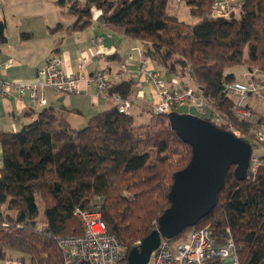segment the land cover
Listing matches in <instances>:
<instances>
[{
  "label": "trees",
  "instance_id": "16d2710c",
  "mask_svg": "<svg viewBox=\"0 0 264 264\" xmlns=\"http://www.w3.org/2000/svg\"><path fill=\"white\" fill-rule=\"evenodd\" d=\"M170 1L54 0L75 18L72 31L90 26L93 9L98 11L103 25L139 42L156 71L187 81L209 110L198 117L238 130L251 150H264L254 139L259 127L234 117V97L227 91L239 81L234 66L246 67L248 81L264 86V0H243L227 17L215 18H206L214 0H181L195 24L170 13ZM124 86L110 81L105 94L127 99ZM45 105L18 131H0V264H62L55 241L82 234L76 208L99 213L127 256L169 207L173 175L189 162L190 147L172 130L168 114L148 111L149 120L136 125L133 113H119L113 101L76 129L63 111ZM234 168L227 169L214 208L196 227H208L213 245L231 237L240 264H264V165L242 178ZM189 229L170 240H183Z\"/></svg>",
  "mask_w": 264,
  "mask_h": 264
},
{
  "label": "built area",
  "instance_id": "2783aa9c",
  "mask_svg": "<svg viewBox=\"0 0 264 264\" xmlns=\"http://www.w3.org/2000/svg\"><path fill=\"white\" fill-rule=\"evenodd\" d=\"M181 0H175L179 3ZM243 2V0H214L206 18L227 17ZM2 3L0 1V7ZM103 36H96L91 42L100 45ZM86 61H79L72 73L63 69V60L59 56H51L36 70L31 81H4L0 79V95L3 97L23 98L28 96L31 102L38 106L46 104V91L51 90L56 94H79L82 83L86 87L93 85L97 95L107 92L110 85L109 74L105 70H97L92 76L86 77ZM137 72L145 81L151 82L158 92V100L153 105L156 116H164L182 106L194 107L201 116H207L209 110L203 99L189 84L183 83L179 87H168L161 74L156 71L147 58L142 57L137 65ZM248 75V74H247ZM246 75V76H247ZM260 83L234 81L227 85L228 94L234 97L231 107L232 114L240 121H247L258 126L261 125L257 116L247 106L251 95L257 99L262 97ZM113 101L118 105V111L129 114L131 103L129 99L116 94ZM215 121L220 119L213 115ZM230 131L235 137L240 138V132L235 129ZM254 139L259 144L264 143V128L256 129ZM264 165V150L256 148L251 151L248 170L254 175L259 166ZM73 216L82 226V234L78 236H65L55 242L62 256V264H123L126 255L117 238L108 232L99 213L76 208ZM227 233L228 230L226 231ZM170 240L161 239L157 248L151 253L147 264H240L238 259L239 247L232 238H227L221 245H213L209 229L205 227H192L188 230L183 240H176L173 246ZM141 242H136L140 245ZM5 264H18L15 261H6Z\"/></svg>",
  "mask_w": 264,
  "mask_h": 264
},
{
  "label": "crops",
  "instance_id": "0c3cea01",
  "mask_svg": "<svg viewBox=\"0 0 264 264\" xmlns=\"http://www.w3.org/2000/svg\"><path fill=\"white\" fill-rule=\"evenodd\" d=\"M0 1L2 3L0 14L3 12L0 24L3 25L2 34H4L7 14L3 10L8 6L7 1L11 0ZM171 13L176 15L174 10ZM98 19L99 12L93 9V22L86 29L72 31L69 27L71 24L63 21L58 22L62 26L57 31H52L50 28L38 31L19 29L17 50L9 53L8 43L0 46V79L10 82L31 81L35 77L36 70L53 56L52 53L62 58L66 73H72L79 61L85 60L86 77L92 76L97 70L107 71L111 84L117 82L125 84L126 98L131 101V112L141 119L148 116V111L153 110V105L158 100V92L151 82L145 81L137 72L138 62L143 57L139 42L125 38L123 31L119 28L99 22L95 25L94 21ZM42 31L44 33L40 37ZM22 34H27L28 37L22 38ZM96 36L104 37L103 42L98 46L91 42ZM2 42L4 41L0 38V45ZM54 49L56 51H53ZM161 77L171 88L187 83L186 80L181 81L172 76L167 77L161 74ZM82 87L83 90L79 94L62 95L51 90L46 91L45 107L63 111V116L71 127L76 129L84 127L89 117L113 104L112 97L107 94L97 95L93 85L86 87L82 83ZM255 101L257 100L250 96L247 106L260 121L259 128L263 129L264 124L256 110ZM107 103L110 104L109 107ZM38 107L28 96L18 98L0 95V131H18L23 124L34 118V113L40 109ZM1 157L0 146V167Z\"/></svg>",
  "mask_w": 264,
  "mask_h": 264
},
{
  "label": "water",
  "instance_id": "95a60500",
  "mask_svg": "<svg viewBox=\"0 0 264 264\" xmlns=\"http://www.w3.org/2000/svg\"><path fill=\"white\" fill-rule=\"evenodd\" d=\"M3 25L0 24V36ZM167 122L177 137L190 147L191 157L184 168L173 175L167 195L169 207L157 221V227L138 247H133L123 264H147L161 239H173L192 228L214 208L223 186L225 173L234 165V175H247L251 146L230 131L189 113L171 111Z\"/></svg>",
  "mask_w": 264,
  "mask_h": 264
},
{
  "label": "rangeland",
  "instance_id": "374dc122",
  "mask_svg": "<svg viewBox=\"0 0 264 264\" xmlns=\"http://www.w3.org/2000/svg\"><path fill=\"white\" fill-rule=\"evenodd\" d=\"M78 1L83 3L85 0ZM7 5L8 6L5 7V10H3L7 14V23L5 24L4 34L0 36V38H2L4 42H2L0 46H5L8 43L7 49L9 53L19 48V29H21V31L23 29H32L34 31H38L39 29H49L55 27L58 22L63 21L64 23L72 24V22L75 21V18L66 13V6L63 7L61 5H57L54 0H11L7 1ZM167 10L170 13L174 10L176 13V17L186 24H195L198 22L197 18L192 17L189 14L188 7L185 4H177L174 0H171L168 4ZM2 13L3 12H1L0 14V22H2L3 18ZM98 22L102 24L101 19L94 21V24L98 25ZM84 29H86V27ZM43 33L44 31L41 32L40 37ZM231 71L233 72V75L236 77L237 80L247 82V74L249 73H246V67L234 66L231 68ZM260 91L262 94V97L260 99H257L253 95L251 96H253L254 99L257 100L255 101L256 110L261 116V122L264 124V86L260 89ZM252 102L254 103V101ZM109 106L110 104L107 105V107ZM177 110L196 116L200 115L199 112L191 106H182ZM137 117L138 116L133 113V118L136 125L147 122L149 120L150 113H148V116L143 117V119ZM174 242L175 241L170 240V246H173ZM10 256L16 257L18 256V254L10 253ZM19 257L21 256L19 255ZM26 260L28 261L27 257Z\"/></svg>",
  "mask_w": 264,
  "mask_h": 264
},
{
  "label": "clouds",
  "instance_id": "9594fccd",
  "mask_svg": "<svg viewBox=\"0 0 264 264\" xmlns=\"http://www.w3.org/2000/svg\"><path fill=\"white\" fill-rule=\"evenodd\" d=\"M174 111V110H173ZM252 151V150H251ZM248 170V169H247ZM136 247V246H135ZM138 247V246H137Z\"/></svg>",
  "mask_w": 264,
  "mask_h": 264
}]
</instances>
